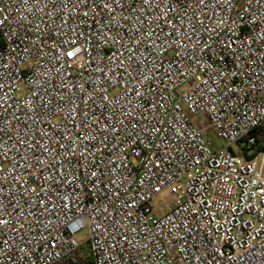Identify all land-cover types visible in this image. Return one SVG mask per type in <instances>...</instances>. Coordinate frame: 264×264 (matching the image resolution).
I'll use <instances>...</instances> for the list:
<instances>
[{"label": "built area", "instance_id": "obj_1", "mask_svg": "<svg viewBox=\"0 0 264 264\" xmlns=\"http://www.w3.org/2000/svg\"><path fill=\"white\" fill-rule=\"evenodd\" d=\"M262 124L264 0H0V264H264Z\"/></svg>", "mask_w": 264, "mask_h": 264}, {"label": "rangeland", "instance_id": "obj_2", "mask_svg": "<svg viewBox=\"0 0 264 264\" xmlns=\"http://www.w3.org/2000/svg\"><path fill=\"white\" fill-rule=\"evenodd\" d=\"M201 119L203 120L204 125L208 126L207 118L205 116H201ZM209 136H210L211 140L214 142V144H216V146H219L220 141L215 138L214 133L212 131H209ZM233 148L235 150L237 149V147L235 145ZM165 196H166V193H163L162 197L165 198ZM158 202H160V199L156 198L155 204H158ZM173 202H174V200H169V201H167L165 206L162 207V205H161V210L159 209L158 215H161L162 214L161 212H163V210L167 209ZM87 235H88L87 229L82 230L80 233H78L76 235V240L82 244L78 253L83 254V256H85V257H87V255H88V249H87L88 247H87V243L85 242Z\"/></svg>", "mask_w": 264, "mask_h": 264}, {"label": "trees", "instance_id": "obj_3", "mask_svg": "<svg viewBox=\"0 0 264 264\" xmlns=\"http://www.w3.org/2000/svg\"><path fill=\"white\" fill-rule=\"evenodd\" d=\"M255 134L257 138H262L264 139V124H262L260 127H258L255 130ZM88 249V248H87ZM87 264H91L90 260L88 259V256L86 257Z\"/></svg>", "mask_w": 264, "mask_h": 264}, {"label": "snow or ice", "instance_id": "obj_4", "mask_svg": "<svg viewBox=\"0 0 264 264\" xmlns=\"http://www.w3.org/2000/svg\"><path fill=\"white\" fill-rule=\"evenodd\" d=\"M69 55H71V53Z\"/></svg>", "mask_w": 264, "mask_h": 264}]
</instances>
